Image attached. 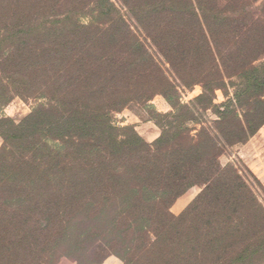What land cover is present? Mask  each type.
Masks as SVG:
<instances>
[{
  "label": "trees",
  "instance_id": "obj_1",
  "mask_svg": "<svg viewBox=\"0 0 264 264\" xmlns=\"http://www.w3.org/2000/svg\"><path fill=\"white\" fill-rule=\"evenodd\" d=\"M71 1L81 3L0 0V109L16 96L39 100L18 122L0 116V161L11 166L0 164V250L23 255L21 264H47L48 249L76 215L86 222L111 217L125 229L138 218L163 220L168 227L138 230L154 237L151 247L171 224L200 215L192 231H179L172 258L203 264L216 255L221 264L218 253L239 238L229 232L243 225L241 215L224 216L252 213L257 204L234 182L233 165L219 162L224 145L242 140H225L217 128L229 119L240 125L249 113L242 93L264 94V0H118L121 11L94 0L88 22L72 15ZM137 78L153 90L113 100L115 89L129 93ZM196 83L201 92L181 103L178 87ZM156 94L171 111L157 122L153 142L112 123V112ZM198 110L215 118L191 134L186 123H200ZM193 185L200 193L183 213L170 214ZM251 240L239 254L252 244L264 249V233Z\"/></svg>",
  "mask_w": 264,
  "mask_h": 264
},
{
  "label": "rangeland",
  "instance_id": "obj_2",
  "mask_svg": "<svg viewBox=\"0 0 264 264\" xmlns=\"http://www.w3.org/2000/svg\"><path fill=\"white\" fill-rule=\"evenodd\" d=\"M110 1L117 9L122 8L118 0ZM93 2L94 0H81V3L71 1L68 5H70L71 10L73 9L74 14L72 15L75 18L81 22H88L92 7L96 6V3ZM87 3H89L88 6H86ZM150 84L152 82L147 83L146 78H137L131 84L130 89L132 91L129 93L124 90L125 88L115 89L113 95L116 98L113 97V100L120 102L131 97V95L148 94L153 90ZM200 92L201 85L198 83L190 87H178L181 103L189 102ZM259 94V88H252L241 94V103L244 102L245 104L242 107L251 109H249V113L243 112L240 125L236 120L229 119L217 128L225 140L237 138L242 140L237 144L224 145L219 162L222 166L233 165L232 169H236L238 174V178L233 179L234 182L240 185L244 184L246 190H250L257 203L255 211L252 213L245 211L236 213L232 209L224 216L227 219H232L241 215L243 225L240 227L241 230L234 232L232 229L229 232L231 234L236 233L239 238L234 241L233 236L228 241V245L218 253L220 258H223L221 264H264V249H256L253 244L250 249L239 254L240 248L244 244L252 242L251 239L259 236L260 232L264 233V102L258 101L260 99L264 101V94L261 97ZM216 95L217 103L224 100L220 90L216 91ZM37 101L39 100L16 96L0 109V116L18 122L32 110ZM169 111H171V106L166 98L156 94L147 102L132 101L128 103L120 110L112 112L110 119L117 126H133L145 142L151 143L161 133L157 122H161L162 114ZM196 117L200 122L199 124L186 123V126L191 129V134L198 133L200 125L210 126L215 115L210 110H198ZM249 130L255 131L252 135L247 136ZM146 137L152 138V140L148 141ZM3 145L4 140L0 135V149ZM9 162L10 159L5 160L3 158L0 164L3 168L5 166L9 168L11 167ZM231 173L233 174V171ZM239 188L244 187L239 186ZM201 190V185H193L186 189L169 206L170 214L178 216L183 213ZM244 200H249L247 194H245ZM191 217L187 219V222L171 224L167 234L157 238V242L149 247L148 244L152 241L153 236L140 234L138 230L143 226L153 230H158L163 226L168 227L165 221L149 217H146L145 220L138 218L131 224L130 228L125 229L124 222H119L117 226L112 225L111 217L86 222L76 215L70 220L71 224H69L66 232L63 233L62 231L59 244L48 249L53 255L47 264H184L182 260H178L176 257L172 258V253L178 247L179 231H187V229L192 231V226L194 227L196 222L201 220L200 215ZM224 217L223 219H225ZM202 220L204 221V218ZM216 257V255L209 256L208 260L206 259L207 261L202 263L218 264L215 262ZM23 260V255L8 257L3 255L2 250H0V264H21Z\"/></svg>",
  "mask_w": 264,
  "mask_h": 264
},
{
  "label": "crops",
  "instance_id": "obj_3",
  "mask_svg": "<svg viewBox=\"0 0 264 264\" xmlns=\"http://www.w3.org/2000/svg\"><path fill=\"white\" fill-rule=\"evenodd\" d=\"M154 137H155V136H154ZM154 137H153V138H154ZM146 140H148V141H151V140H152V138H147V137H146Z\"/></svg>",
  "mask_w": 264,
  "mask_h": 264
}]
</instances>
